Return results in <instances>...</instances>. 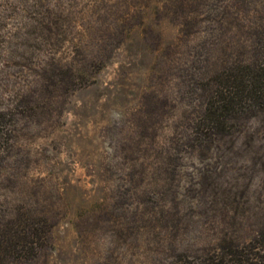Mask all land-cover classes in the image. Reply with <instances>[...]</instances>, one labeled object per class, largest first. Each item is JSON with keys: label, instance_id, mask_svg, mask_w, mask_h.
Instances as JSON below:
<instances>
[{"label": "rangeland", "instance_id": "obj_1", "mask_svg": "<svg viewBox=\"0 0 264 264\" xmlns=\"http://www.w3.org/2000/svg\"><path fill=\"white\" fill-rule=\"evenodd\" d=\"M263 54L264 0H0V226L50 227L5 264H183L250 239L264 104L223 80ZM221 89L224 123L197 130Z\"/></svg>", "mask_w": 264, "mask_h": 264}, {"label": "trees", "instance_id": "obj_2", "mask_svg": "<svg viewBox=\"0 0 264 264\" xmlns=\"http://www.w3.org/2000/svg\"><path fill=\"white\" fill-rule=\"evenodd\" d=\"M257 67L259 72L250 75V68ZM244 75L232 74L223 80L236 90V96L253 104H264V54L259 62L245 66ZM220 81H218L219 84ZM228 86V87H229ZM209 95L202 118L196 122L197 130L209 132L210 128L220 126L224 119L217 112L222 108H232L234 100L229 99L226 90H215ZM2 120V115H0ZM49 225L45 219H35L32 215L8 221L0 226V264L14 260H29L35 256L46 242ZM183 264H264V221L255 234L243 242L223 241L213 249L204 252L196 262L184 261Z\"/></svg>", "mask_w": 264, "mask_h": 264}]
</instances>
